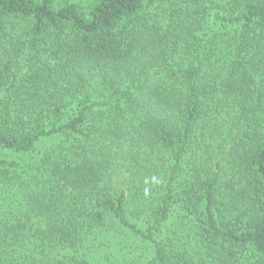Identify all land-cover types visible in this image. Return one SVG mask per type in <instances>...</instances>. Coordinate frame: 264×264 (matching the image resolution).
<instances>
[{
    "label": "trees",
    "instance_id": "16d2710c",
    "mask_svg": "<svg viewBox=\"0 0 264 264\" xmlns=\"http://www.w3.org/2000/svg\"><path fill=\"white\" fill-rule=\"evenodd\" d=\"M0 264H264V0H0Z\"/></svg>",
    "mask_w": 264,
    "mask_h": 264
}]
</instances>
